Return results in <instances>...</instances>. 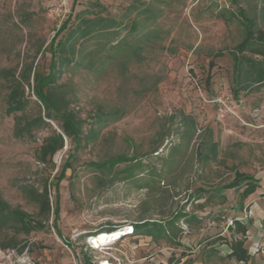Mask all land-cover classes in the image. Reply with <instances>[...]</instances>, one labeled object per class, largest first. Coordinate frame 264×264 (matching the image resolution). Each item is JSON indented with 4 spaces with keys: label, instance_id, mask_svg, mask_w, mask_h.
<instances>
[{
    "label": "rangeland",
    "instance_id": "obj_1",
    "mask_svg": "<svg viewBox=\"0 0 264 264\" xmlns=\"http://www.w3.org/2000/svg\"><path fill=\"white\" fill-rule=\"evenodd\" d=\"M241 10L264 31V0H0V72L18 77L33 63L47 76L63 43L57 91L85 123L80 150L66 139L39 163L59 122L16 138L18 118L44 111L26 89L28 109L9 115L0 78V198L40 219L24 187L49 179L53 207L42 231L0 232V264H242L227 258L236 220L248 228V264H264V85L249 62L235 71ZM119 159L130 162L104 166ZM239 175L254 193L232 186ZM146 222L147 234L90 246L91 234Z\"/></svg>",
    "mask_w": 264,
    "mask_h": 264
},
{
    "label": "trees",
    "instance_id": "obj_2",
    "mask_svg": "<svg viewBox=\"0 0 264 264\" xmlns=\"http://www.w3.org/2000/svg\"><path fill=\"white\" fill-rule=\"evenodd\" d=\"M239 19L242 21L246 32V38L244 42L237 48L234 56V67L237 73V77L242 76L243 66L245 62H249L252 72L249 74L251 82L256 87L264 85V31L258 29L257 20L249 17L243 10L239 12ZM67 24L61 27L59 33L65 30ZM63 43L59 42L56 47L53 44L51 47V66L50 73L47 76L39 75L34 71L33 63L25 65L21 70L20 75L17 77L15 74L10 75L8 71L0 72V78L8 82L9 93L6 99L7 113L9 115L25 112L31 101L29 96H26V89L33 91V95L37 99V106L40 110L44 111V117L39 116L30 121L22 122L21 118L17 119L15 137H33V129L40 128L41 126H49L48 121L59 122L60 132L53 131L52 134L45 140L43 146L38 153V162L45 165L53 162L54 156L65 147V140H71L75 149L78 151L81 149L84 121L79 117L77 113L70 109L69 102L65 97L57 91V81L61 76V71L58 69V49H62ZM245 54H249L253 57L260 58L261 61H253L247 59ZM32 81V84H31ZM114 116V115H113ZM130 162L129 160L119 159L111 161L104 166L113 168L119 163ZM70 167L64 168L63 175L59 179L61 182L65 178V174ZM232 186L239 187L242 183H246L245 196H249L255 192L257 188L256 181L250 177L239 175ZM58 185L56 189L58 191ZM51 190L52 185L49 179L43 181V183L37 187L35 184L24 187V193L27 198L38 206L39 213L37 218H32L27 213L20 209L12 208L6 201L0 198V232L6 229H13L17 234L30 235L33 232L42 231L49 223L52 214V202H51ZM59 204L54 210L56 220L59 218ZM152 223H144L140 225H132L134 232L138 235H144V228ZM155 224V223H153ZM56 224L54 225V228ZM117 229H109L108 231H102L100 233L114 232ZM229 232H233L232 241L229 243L230 251L227 258L234 260L238 263L248 264L250 261V254L245 247L248 228L239 221H234L233 225L228 228ZM152 232V231H150ZM158 232V231H156ZM159 235L163 236L161 231ZM98 233V234H100ZM98 234H91L90 237H95ZM152 234V233H151ZM240 237H236V236ZM15 243L9 244L3 247V249H16Z\"/></svg>",
    "mask_w": 264,
    "mask_h": 264
},
{
    "label": "bare ground",
    "instance_id": "obj_3",
    "mask_svg": "<svg viewBox=\"0 0 264 264\" xmlns=\"http://www.w3.org/2000/svg\"><path fill=\"white\" fill-rule=\"evenodd\" d=\"M128 230L129 229L122 230V232H120V233L117 231L113 232V233H117V234H115V238H113L114 236H110V232L109 233H100L97 236H95L93 239L90 240V246L93 250H100L104 246L110 245L114 240L121 239L123 236L128 235V233H126L124 235L122 234L123 232H126ZM103 264H107V263H103Z\"/></svg>",
    "mask_w": 264,
    "mask_h": 264
},
{
    "label": "built area",
    "instance_id": "obj_4",
    "mask_svg": "<svg viewBox=\"0 0 264 264\" xmlns=\"http://www.w3.org/2000/svg\"><path fill=\"white\" fill-rule=\"evenodd\" d=\"M62 15H63V13H62ZM63 18H65V15H63ZM218 103H219V110H218L219 111L218 112L219 113V117L221 119H224L228 115V112H231V110L227 106V101H225L223 97H221L219 99ZM125 229H129L130 230L128 235H134L135 232H134V228L133 227H125L123 229H117L116 231L120 233V232H122V230H125ZM116 231H114V232H116ZM126 233H127V231L123 232L122 234L124 235ZM115 234H117V233L110 232V236H114L113 238H115ZM128 235H125L122 238L127 237ZM118 240H120V239L114 240L112 243H114V242H116Z\"/></svg>",
    "mask_w": 264,
    "mask_h": 264
},
{
    "label": "water",
    "instance_id": "obj_5",
    "mask_svg": "<svg viewBox=\"0 0 264 264\" xmlns=\"http://www.w3.org/2000/svg\"><path fill=\"white\" fill-rule=\"evenodd\" d=\"M93 238H94V237H92L91 239H93ZM91 239H90V240H91Z\"/></svg>",
    "mask_w": 264,
    "mask_h": 264
}]
</instances>
